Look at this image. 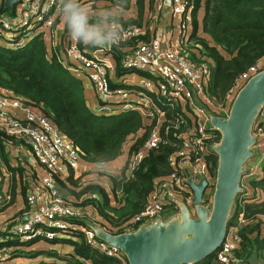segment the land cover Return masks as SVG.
Returning a JSON list of instances; mask_svg holds the SVG:
<instances>
[{"label":"trees","instance_id":"obj_1","mask_svg":"<svg viewBox=\"0 0 264 264\" xmlns=\"http://www.w3.org/2000/svg\"><path fill=\"white\" fill-rule=\"evenodd\" d=\"M98 1L109 2L112 6L129 8L132 0H80L89 2L94 9ZM192 32L189 43L200 54L186 51L188 57L196 62L204 61L210 67V78L205 94L212 102V115L216 116V107L225 105L235 80L250 66L264 59V0H192ZM59 2V0H58ZM137 14L140 18L145 7V0H135ZM154 0H148L151 9ZM204 13L201 20V31L197 33L196 17L200 7ZM109 8V7H107ZM4 11V9H3ZM90 22L103 23L102 17L89 16ZM112 19V18H110ZM122 21L119 18H113ZM137 23V20L127 21ZM55 27L66 30L61 10ZM150 37L141 36L130 41L113 44L110 55L115 64L116 76L137 73L147 77L143 71L130 70L122 65V57L127 48L138 41H148ZM61 39V38H60ZM81 48H94L79 42ZM61 53V52H59ZM57 52L49 51V47L40 35H35L20 48L12 49L0 43V93L21 99L33 109L41 111L58 130L62 137L69 141L78 151L81 161L93 165L92 169L75 175L71 170L63 177L56 176V184L67 203L82 210H92L98 216L99 227L110 233L120 234L126 231V224L146 205L155 183L169 175L173 169L169 164L170 156L182 146L183 136L191 132L197 124L189 104L168 103L154 94L155 106L152 121H146L142 114L134 109H123L115 113L98 112L88 104L85 86L82 80L71 73L56 57ZM112 87H130L121 83H112ZM161 118L158 123V113ZM158 123L160 142L134 166H130L131 158L145 143L150 129ZM209 139H205L204 159L208 163L211 179L216 178L217 155L209 146L218 143L220 133L208 130ZM3 135V134H2ZM9 138L0 134V151L4 162L14 175L21 179L24 172L21 168L10 167L3 142ZM127 146L126 162L120 171L108 168V164L117 159ZM104 163V168L97 167ZM263 176L251 179L254 188L264 193V161ZM11 179V180H12ZM13 181V180H12ZM9 183V191L3 205L14 202L15 184ZM108 183V187L107 184ZM213 188V185L210 184ZM27 187L20 188V195L26 204ZM1 196V195H0ZM207 201L204 197L203 203ZM243 202L239 193L233 200L227 228L238 226L240 244L238 255L246 258V251L259 239L260 220L264 216V199L262 202ZM26 208L16 212L6 229L0 231V237L14 236L0 241V250L7 252L9 260L31 258L33 264H122L115 257L106 256L89 247L80 229L66 232L56 231L53 238L37 236L21 241L13 233L12 225L22 218ZM174 204L165 205V212H177ZM1 212V211H0ZM242 214L244 224H237ZM72 221L86 225V221L78 218ZM264 243V235L262 237ZM41 244L45 246L40 247ZM67 246V252L61 254L51 246ZM50 246V248H49ZM35 247L36 249H32ZM9 248V251H7ZM10 252V253H9ZM2 253V254H4ZM215 253L193 264H216ZM1 255V254H0ZM50 258V259H49ZM127 263V260H126Z\"/></svg>","mask_w":264,"mask_h":264},{"label":"built area","instance_id":"obj_2","mask_svg":"<svg viewBox=\"0 0 264 264\" xmlns=\"http://www.w3.org/2000/svg\"><path fill=\"white\" fill-rule=\"evenodd\" d=\"M3 4L4 0H0V39L9 43L0 41L1 45L17 49L23 47L33 36L40 35L47 40L49 51L57 52V59L71 73L80 79L84 77L89 80L98 101L97 111L115 113L123 109H134L150 122L154 117L153 111L158 109L154 104L153 94L170 104L182 102L190 105L197 124L190 133L183 136L181 148L170 156L169 164L173 171L155 183L145 207L126 223L128 225L124 233L134 232L139 227L162 220L165 205L174 204L177 208V203L183 202L182 194L185 195L186 202L190 203L192 193L187 185L190 177L196 183L205 177L211 184L208 163L204 159V145L205 139L210 138L208 130L215 129L210 123L211 117L214 116L211 110L212 102L205 94L211 72L206 62H196L187 58L178 47H165L159 35H154L148 41H138L134 46L127 48V53L122 57V65L125 68L143 71L148 76H141L133 87H112L110 75L115 73V64L109 54L112 45H108L107 50L100 47L83 49L78 41L71 39L67 29L64 32L57 29L55 23L60 12L58 0H18L11 11H7ZM192 4V0L157 2V7H168L172 17L178 18V42L183 45L188 41L187 18L189 15L192 18ZM153 17L156 18V15ZM14 20L17 21L15 26L12 23ZM99 26L104 29L120 30L122 33L120 42L143 36L145 29L144 26L134 23H128L121 29L120 25L113 21L101 23ZM5 31L13 33L6 37ZM263 65L264 59H261L235 80L225 105L215 108L216 116L228 115L231 103L238 92L249 79L264 70ZM158 114L159 123L162 115L160 112ZM158 123L150 129L145 143L131 158L130 166L139 163L150 150L157 147L160 142ZM0 134L1 139L2 136L9 138L3 142L9 165L21 168L24 172L20 182L28 191L25 216L11 228L18 239L26 241L37 236L53 238L56 231L80 229L89 247L106 256L117 258L122 264H127L119 248L104 242L94 232V227L100 228L96 222L98 220L96 213L70 205L61 195L55 177H63L70 170L79 175L78 169L82 161L75 147L62 137L51 121L41 111L31 108L23 100L8 93H0ZM251 135L253 137L251 157L254 159L257 157L255 162L257 169L262 167L264 161V105L252 125ZM215 144L217 143L213 145ZM213 145L209 147L212 148ZM25 148L29 150L31 160H25L23 154ZM0 173L6 181H10L13 176L2 159L1 151ZM5 198L9 196L5 195ZM177 215L178 210L172 217ZM24 217H27L26 222H22ZM78 218L86 221V225L72 221ZM239 223L243 224L245 220L241 218ZM6 226H0V230L6 229ZM239 244L238 226L232 225L216 251L215 263L246 264L238 255ZM6 254L7 252L0 255V264L12 261Z\"/></svg>","mask_w":264,"mask_h":264},{"label":"water","instance_id":"obj_3","mask_svg":"<svg viewBox=\"0 0 264 264\" xmlns=\"http://www.w3.org/2000/svg\"><path fill=\"white\" fill-rule=\"evenodd\" d=\"M18 0H4L11 11ZM107 50L108 46L100 47ZM264 105V70L253 76L238 92L226 117L212 116L211 126L220 133L213 145L217 155L216 178L210 212L202 204L210 183L190 177L193 208L177 203L178 215L157 220L134 232L110 234L94 227L96 235L124 254L127 264H193L215 253L227 234V221L234 198L240 192L243 166L251 157V128ZM104 163H98L102 167ZM24 217L22 222H26Z\"/></svg>","mask_w":264,"mask_h":264},{"label":"crops","instance_id":"obj_4","mask_svg":"<svg viewBox=\"0 0 264 264\" xmlns=\"http://www.w3.org/2000/svg\"><path fill=\"white\" fill-rule=\"evenodd\" d=\"M134 1L135 0H132L129 8H127V9H123V8H120L119 6H114V5L112 6L109 2H106V1H98L93 6V7H95L94 8L95 10L92 9L88 14H89V16H98L99 18L102 17V19L104 20L103 23H106L108 21H113V22H115L121 26L128 24L129 22H127V21L137 20L138 22L134 23V24L142 25L145 27L143 36L146 35L148 38V37H151L154 35H159V37L163 40V45L165 47H168V46L178 47L185 54L188 53L186 51H190V53H194L196 58L200 57L199 51L194 46H191V44L189 43V37L191 35L192 29L189 32L188 41L185 45L180 44L178 42L179 41L178 37H174L175 30H176V26H174V25H175V22L178 21V18L172 17L168 7H165V6L157 7L158 0H154L153 6L150 9L148 7V0H145L144 11H143L141 17L139 18L138 14H137V8H136ZM107 7H109V8H107ZM203 13H204V9L201 6L198 9L197 17H196L197 33H200V35L201 34L203 35V33L201 31V20H202ZM154 14L156 15V18L153 17ZM110 18H112V19H110ZM113 18H119L122 21H116V20H113ZM198 18H199V20H198ZM188 55H189V53H188ZM188 55H186L187 58H189ZM111 59H112V57H111ZM110 76H111V80L115 83H121V84L130 86V87H133V85L137 84V82H138L137 78L139 75L137 73H128V74L116 76V72H115V73H111ZM81 80L85 86V94H86V99L88 101V104L91 106L92 109L95 110L97 108L98 101H97V98L93 92V88L91 86V83L89 82V80L87 78H84V77H82ZM178 104L184 105L182 102L178 103ZM127 146L128 145H125V149L123 150V153L117 159H115L114 161L111 162V163H114L112 166L113 170L120 171L121 167L126 162ZM23 154H24V156H26V150L23 152ZM122 157H123V159L119 160ZM25 160H27V161L31 160V157L29 156L27 159L25 158ZM256 161H257V157H255V159L252 160V162L250 163V165L248 167L243 168V173H242L241 183H240V186H241L240 191L241 192H239V200L241 199L243 201L241 203H244V202L259 203V202H262L264 199L263 190H261L260 188H257V187L254 188L250 184L251 179L257 180L263 176L262 167L255 169V162ZM104 166L105 165H103L102 167L104 168ZM85 168L86 169H92L93 165H91V164L83 165V163H82L78 169V172L82 173L83 171H85ZM82 169H83V171H82ZM253 171H254V173H253ZM12 177H11V179H12ZM243 178H245L244 181H243ZM11 179H10V181L7 182L8 184L3 183V185H1L2 184L1 183L0 186L1 187L3 186V188L4 187L9 188V185H10L9 183L13 180L12 183L15 184V196H14V202L10 205V208L13 209V211L11 213L15 214L16 212H19V211L25 209L26 204L20 195V188L22 187V184L20 182V178H19L18 174L16 173L14 175V179H12V180ZM22 200H23V202H22ZM7 210H9V208ZM4 211H6V210H4ZM4 211L0 212V220H2V217L5 216ZM25 212L22 213V216H25ZM241 218H243L242 214L239 215L238 220H237V224H239V225H240L239 221ZM257 220L261 221L260 222V232L258 234L259 239L256 240V242L251 247H248V250L246 251V255H245L246 258H243V260H245L246 264H264V243L262 241V237L264 235V216L260 215L259 217H257Z\"/></svg>","mask_w":264,"mask_h":264},{"label":"clouds","instance_id":"obj_5","mask_svg":"<svg viewBox=\"0 0 264 264\" xmlns=\"http://www.w3.org/2000/svg\"><path fill=\"white\" fill-rule=\"evenodd\" d=\"M59 7L61 18L72 40L94 47H105L120 42V30L104 29L90 22L88 11L80 0H59ZM120 28L123 29L121 25Z\"/></svg>","mask_w":264,"mask_h":264},{"label":"rangeland","instance_id":"obj_6","mask_svg":"<svg viewBox=\"0 0 264 264\" xmlns=\"http://www.w3.org/2000/svg\"><path fill=\"white\" fill-rule=\"evenodd\" d=\"M86 9H87V11H88V13L93 9L92 8V6H91V4L89 3V2H85V3H83L82 4ZM95 8V7H94ZM11 20H13V19H11ZM198 20H199V18H198ZM16 20H14V22H12L13 23V25L15 26L16 25ZM187 23H188V34H189V32L191 31V29H192V27H193V23H192V18L190 17V15H189V18H187ZM178 21H176L175 22V25L174 26H176V30H175V35H174V37H178V35H179V29L177 28L178 26ZM12 31H5L4 32V36H6V37H10L11 35H12ZM187 34V35H188ZM0 41H4L3 39H0ZM4 42H7V41H4ZM7 43H9V42H7ZM183 53V52H182ZM183 54H185V53H183ZM186 55V54H185ZM263 62V61H262ZM264 66V65H263ZM78 77V76H77ZM139 79H141V76H138V78H137V80H139ZM136 97L134 96V99H135ZM95 110H97V108L95 109ZM119 110H122V109H119ZM99 112V111H98ZM107 112V111H106ZM110 112H107V114H109ZM26 149V156H25V158L27 159L29 156H30V152H29V150L27 149V148H25ZM253 157V156H252ZM252 157H249V159L247 160V162L244 164V166H243V168L244 167H248L249 165H250V163L252 162V160L254 159V157L252 158ZM121 159H123V157L122 158H120L119 160H121ZM82 163H83V165H87V163L86 162H84L83 160H82ZM113 164L114 163H109L108 164V168H110V170H111V168H112V166H113ZM84 169V168H83ZM83 169H82V171H83ZM89 169H86L85 168V171H88ZM0 176H1V180H0V184L1 185H3V183H7L8 182V180L6 181L4 178H3V175L0 173ZM245 180V178H243V181ZM214 183H215V178L214 179H211V184L213 185V187H214ZM8 184V183H7ZM107 185V187H108V183L106 184ZM8 190H9V188L8 187H4L3 188V186L1 187L0 186V208L1 209H4V208H6L9 204H6L5 206H2L3 205V201L4 200H2L3 198H4V195L5 194H7L8 193ZM213 188L211 187V186H209L207 189H206V191H205V193H204V196H203V199H204V197H206L207 196V201L205 202V203H203L202 202V204L203 205H205L206 207H207V210H208V212H210V210H211V207H212V195H213ZM182 199H183V202L181 203V204H183V205H185L189 210L190 209H192L193 208V205H192V203H191V205L190 204H188L187 202H186V199H185V195L184 194H182ZM22 202H23V200H22ZM1 212H3L2 210H0ZM13 211V209L12 208H10V206H9V210H6V211H4V215L5 216H3L2 217V220H0V226L2 227H4V226H6V224H8L9 225V221L10 220H12V218L14 217V213H11ZM173 216V213L171 212H168V213H166V214H164V216H163V218H162V220L163 221H166V220H168L170 217H172ZM13 226V225H12ZM0 231H2V230H0ZM15 236V235H14ZM14 236H6V239H9V238H12V237H14ZM5 238H1L0 237V241L1 240H6ZM45 245L44 244H41L40 245V247L41 248H43ZM52 248H57V250H59L60 251V253L61 254H63V253H66L67 252V246L66 245H62V246H51ZM49 248H50V246H49ZM8 250L7 251H9V248H7ZM32 249H36L35 247H32ZM2 253H4V251H1L0 250V254H2ZM10 253V252H9ZM50 259V258H49ZM34 261L35 260H33V259H31V258H25V257H23V258H18V259H13L11 262L9 261V263L8 264H33L34 263Z\"/></svg>","mask_w":264,"mask_h":264}]
</instances>
